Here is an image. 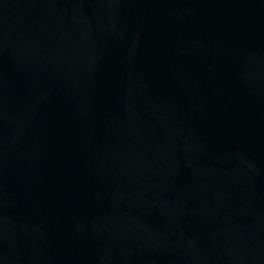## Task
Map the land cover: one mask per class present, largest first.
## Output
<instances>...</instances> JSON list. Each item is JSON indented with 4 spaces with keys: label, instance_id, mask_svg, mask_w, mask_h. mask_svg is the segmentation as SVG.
<instances>
[{
    "label": "water",
    "instance_id": "water-1",
    "mask_svg": "<svg viewBox=\"0 0 264 264\" xmlns=\"http://www.w3.org/2000/svg\"><path fill=\"white\" fill-rule=\"evenodd\" d=\"M0 264H264V0H0Z\"/></svg>",
    "mask_w": 264,
    "mask_h": 264
}]
</instances>
